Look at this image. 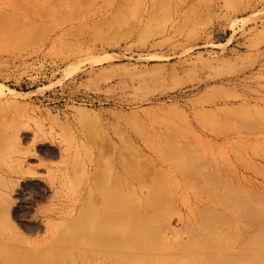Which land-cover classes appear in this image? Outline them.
<instances>
[{
	"label": "rangeland",
	"instance_id": "rangeland-1",
	"mask_svg": "<svg viewBox=\"0 0 264 264\" xmlns=\"http://www.w3.org/2000/svg\"><path fill=\"white\" fill-rule=\"evenodd\" d=\"M147 1L0 0V264H106L118 191L127 264H264V0Z\"/></svg>",
	"mask_w": 264,
	"mask_h": 264
},
{
	"label": "bare ground",
	"instance_id": "bare-ground-1",
	"mask_svg": "<svg viewBox=\"0 0 264 264\" xmlns=\"http://www.w3.org/2000/svg\"><path fill=\"white\" fill-rule=\"evenodd\" d=\"M158 1L159 0L147 1L146 6L149 4L147 8L149 9L151 5L153 11ZM185 151L188 152L190 150L185 149ZM188 172L190 174L192 173L191 170H188ZM109 197L110 200L108 202L110 206L107 207L102 214L101 225L98 227L95 239L96 242L104 248L106 264H127V261L130 260L129 244L132 238L129 222L131 223L134 221L136 215H132L130 206H126L124 203L125 194L123 192H112ZM117 199L120 201L119 206L115 204V200ZM113 208H116L117 211ZM140 210H138V217ZM116 225H118V227ZM136 232L137 230H135L133 234Z\"/></svg>",
	"mask_w": 264,
	"mask_h": 264
}]
</instances>
